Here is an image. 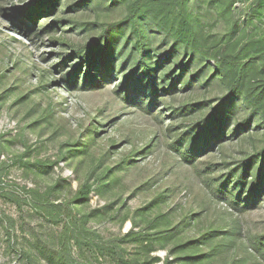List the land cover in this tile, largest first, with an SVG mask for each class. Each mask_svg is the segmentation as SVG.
<instances>
[{
  "label": "rangeland",
  "instance_id": "rangeland-1",
  "mask_svg": "<svg viewBox=\"0 0 264 264\" xmlns=\"http://www.w3.org/2000/svg\"><path fill=\"white\" fill-rule=\"evenodd\" d=\"M36 1L0 0V264H27L30 259L49 264L47 251L56 249L54 239L70 220L86 214L85 228L94 235V245L83 247L81 253L72 250L73 257L85 264H114L111 257L100 256L95 244L101 249L118 245L121 250L115 249L116 253L143 259L145 251L139 245L122 241L130 231L149 240L170 237L163 246L153 244L148 253V258L158 257L160 262L166 256L174 258L169 252L175 246L236 223L243 239L264 235V194L255 206L233 212L209 195L199 176L209 173L218 180L231 175L259 151V136L227 140L192 166L178 163L162 147L207 114L206 102L218 95L217 89L201 86L202 80L189 86L192 69L182 72L170 93L159 91L154 104L149 94L134 97L138 105L145 102L141 110L115 94L121 79L83 84L85 65L74 84L68 83L64 77L74 73L80 62L76 53L84 48L86 53L91 39L99 38L104 25H116L120 13H107L104 0H68V4L66 0L30 24L26 16ZM251 1L234 4L240 30L264 35V1L259 21L246 26ZM204 22L216 32L213 17L205 15ZM154 41L153 47L165 45L160 38ZM169 49L163 46L159 51ZM129 64L121 72L115 60V75L134 78ZM173 69L160 70L159 79ZM72 75L66 78L73 80ZM154 133L162 148L143 155ZM83 144L88 148L77 154ZM127 161L129 165L121 164ZM84 183L91 184L92 191L86 202L74 207L73 193ZM31 191L44 195L40 199L48 205L62 204L60 217L53 219L50 208L34 205ZM27 251L32 256L27 258ZM243 255L241 248H232L227 258ZM214 264H221L220 260Z\"/></svg>",
  "mask_w": 264,
  "mask_h": 264
},
{
  "label": "trees",
  "instance_id": "trees-1",
  "mask_svg": "<svg viewBox=\"0 0 264 264\" xmlns=\"http://www.w3.org/2000/svg\"><path fill=\"white\" fill-rule=\"evenodd\" d=\"M59 1L62 4L66 0H37L31 5L26 20L32 24L38 16L54 12L60 4ZM104 1L107 13L119 11V20L116 25H104L99 38L91 39L86 46L87 49L89 47L86 53H82L85 48L76 53L80 62L75 72L71 73L74 78H66L71 75L67 74L65 81L74 84L79 71L85 65L84 76L81 77L83 84L88 81L101 84L108 78H118L123 82L115 91L120 100L134 103L136 96L141 98V95L149 94L150 103L154 104L159 91L170 93L174 90L176 81L181 79L182 72L189 73L195 69V74L189 76V86L196 80H202L201 86L216 88L218 95L206 102L207 114H203L193 127L181 133L174 141L165 142L162 147L167 154L174 155L178 163L192 166L200 156L207 155L227 140L238 139L239 136L246 138L250 134L259 136V151L243 160L238 169L231 171V175L217 180L209 176V173H198L209 195L225 202L233 212L255 206L264 194V35L240 30V16L234 7L236 0ZM263 1L252 0L247 5L250 12L245 16L246 26L255 19L259 21L257 15ZM69 2L67 0V4ZM205 15L213 17L216 32L205 26ZM48 28L50 26L45 30ZM155 37L160 38L165 45L153 47ZM101 39L104 40L102 43ZM163 46H169L170 49L160 52ZM174 48L178 53H172ZM178 55H181L180 62H177ZM115 60L121 72L131 62L134 78L131 75L124 76L123 73L115 75ZM62 66L61 63L60 67ZM169 66L174 69L159 79L158 72L165 71ZM55 69L57 67L53 68ZM96 86L103 88L101 85ZM141 102L139 105L136 102L135 104L142 110L145 102ZM160 144L159 137L154 133L152 141L143 148L142 154L154 153L161 147ZM80 146L77 154L88 148V145ZM121 164L127 166L130 161ZM230 178L233 179L230 181ZM91 191V184H81L73 193L74 207L86 202ZM30 193L34 205H38L41 210L50 208L52 212H48V215L53 219L60 217L62 204L48 205L47 201L40 199L44 195L35 191ZM65 208L69 209L68 206ZM87 218L86 214L79 220H70L54 239L56 249L47 251L46 261L49 264H85L79 263L73 257L75 252L72 250L76 249L81 253L83 247L94 245V235H90L85 228ZM239 232V223L231 228L207 231L195 240L175 246L169 252L174 258L169 259L166 256L161 262L158 257L148 258V253L153 250V244L159 243L163 246L170 237L159 235L149 240L133 231L126 233L122 241L139 245L145 251L143 259L138 256L128 259L121 253H116L115 249L121 250L118 245L116 248L106 246L102 249L95 245L100 256L111 257L114 264H214L218 260L221 264H264V235L243 239ZM232 248H241L244 255L238 259H228ZM24 254L28 258L32 256V251ZM225 259L229 262L226 263ZM27 264L35 262L30 259Z\"/></svg>",
  "mask_w": 264,
  "mask_h": 264
}]
</instances>
